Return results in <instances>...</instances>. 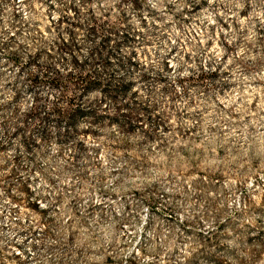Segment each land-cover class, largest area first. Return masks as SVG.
Returning <instances> with one entry per match:
<instances>
[{
	"label": "rangeland",
	"instance_id": "374dc122",
	"mask_svg": "<svg viewBox=\"0 0 264 264\" xmlns=\"http://www.w3.org/2000/svg\"><path fill=\"white\" fill-rule=\"evenodd\" d=\"M0 264H264V0H0Z\"/></svg>",
	"mask_w": 264,
	"mask_h": 264
}]
</instances>
